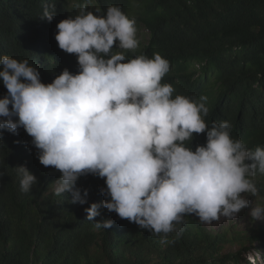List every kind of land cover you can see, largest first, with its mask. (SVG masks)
Masks as SVG:
<instances>
[{
	"label": "clouds",
	"instance_id": "clouds-1",
	"mask_svg": "<svg viewBox=\"0 0 264 264\" xmlns=\"http://www.w3.org/2000/svg\"><path fill=\"white\" fill-rule=\"evenodd\" d=\"M91 0L77 5V14L57 24L61 50L77 57L79 71L65 69L45 84L37 67L0 55V129L32 137L38 159L61 175L54 193L69 192L71 203H88V190L77 187L85 175L105 180L102 204L85 208L96 228L113 221H96L100 208L175 243L184 232L185 216L211 224L233 219L257 196V173L264 175V147L250 150L231 135L229 121L206 122L207 97L175 94L163 82L170 62L160 53L128 59L140 41L136 20L117 5L106 12L89 11ZM55 2L44 5L40 18L53 20ZM114 46L116 50H114ZM11 105V107H10ZM206 143L192 149L194 134ZM21 191L28 193L38 178L26 166L15 168ZM2 175V173H0ZM264 219V205L251 210Z\"/></svg>",
	"mask_w": 264,
	"mask_h": 264
},
{
	"label": "trees",
	"instance_id": "trees-1",
	"mask_svg": "<svg viewBox=\"0 0 264 264\" xmlns=\"http://www.w3.org/2000/svg\"><path fill=\"white\" fill-rule=\"evenodd\" d=\"M55 2L52 21L42 20L44 5ZM84 0H0V55L28 59L41 81H54L68 69L79 71L75 54L61 50L57 24L77 14ZM119 6L136 26L146 27L150 41L140 42L128 59L160 53L170 62L163 82L175 94L206 96V122L229 121L234 139L250 150L264 147V0H91L89 11ZM114 50L116 47L114 46ZM7 89L0 82V98ZM11 107V105H10ZM193 150L205 134L187 142ZM26 166L38 178L30 192L20 187L15 168ZM0 264H264V225L252 233L213 232L194 215L185 216L184 232L162 244L160 237L101 207L96 228L85 208L102 204L105 180L91 174L77 187L88 190V203H71L69 192L54 193L61 173L43 166L23 128L0 129ZM264 195V175L254 178ZM228 244L237 251H225ZM255 259H249V255ZM260 258L263 260L261 261Z\"/></svg>",
	"mask_w": 264,
	"mask_h": 264
},
{
	"label": "rangeland",
	"instance_id": "rangeland-1",
	"mask_svg": "<svg viewBox=\"0 0 264 264\" xmlns=\"http://www.w3.org/2000/svg\"><path fill=\"white\" fill-rule=\"evenodd\" d=\"M136 27L138 29L137 37L139 41L148 43L150 41L148 29L146 27ZM248 199L250 201L249 206L243 209L237 217L233 219L221 217L218 221H213L211 224H204L213 232H227L230 235L237 234L239 232H244L246 234L254 232L260 226L264 225V219L253 220L250 216V212L256 204L264 205V195L261 192H258L257 196H248ZM239 248V245L228 244L225 251H237ZM248 257L249 259H255V255L253 254ZM260 260L262 261L263 259L260 258Z\"/></svg>",
	"mask_w": 264,
	"mask_h": 264
}]
</instances>
